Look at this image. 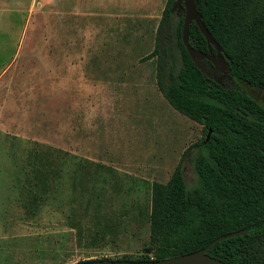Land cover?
Instances as JSON below:
<instances>
[{"label": "rangeland", "instance_id": "rangeland-1", "mask_svg": "<svg viewBox=\"0 0 264 264\" xmlns=\"http://www.w3.org/2000/svg\"><path fill=\"white\" fill-rule=\"evenodd\" d=\"M167 2L0 0V264L154 257L153 185L179 163L195 184L204 136L158 87L161 62L163 83L181 66L170 31L154 51ZM199 64L264 106L263 89Z\"/></svg>", "mask_w": 264, "mask_h": 264}, {"label": "trees", "instance_id": "trees-1", "mask_svg": "<svg viewBox=\"0 0 264 264\" xmlns=\"http://www.w3.org/2000/svg\"><path fill=\"white\" fill-rule=\"evenodd\" d=\"M173 2L168 0L163 10L154 51L160 53L161 40L170 31L180 50L181 66L163 83L161 62L157 83L176 110L202 125L204 136L193 146L196 182L186 184L179 163L165 185H153L149 247L153 258L96 259H163L198 250L222 234L243 229L244 234L214 243L207 253L225 264H264V106L244 91L208 78L191 60L181 41L183 12L171 11ZM197 10L226 56L229 75L264 90V0H198ZM189 42L208 52L194 23ZM211 52L215 53L213 47ZM61 154L66 156L60 157L61 162L71 160ZM33 178L36 182H30V189L45 193L52 188L46 176ZM60 186L56 184L53 191ZM86 260L93 259L78 262Z\"/></svg>", "mask_w": 264, "mask_h": 264}, {"label": "water", "instance_id": "water-1", "mask_svg": "<svg viewBox=\"0 0 264 264\" xmlns=\"http://www.w3.org/2000/svg\"><path fill=\"white\" fill-rule=\"evenodd\" d=\"M198 0H174L171 11L175 9L183 12V23L181 29V41L184 45L191 60L201 68L199 61L206 59L210 61L213 66L218 67L221 71H228L229 66L226 56L223 54L222 49L218 42L213 38L207 27L203 23L201 13L197 10ZM194 23L195 27L199 29L204 36L208 48V52H203L193 47L189 42V28ZM211 47L215 53L211 52ZM208 136L206 137V139ZM246 230H236L226 234H222L211 240L206 246L198 250L179 254L158 260H109V259H93L77 262L75 264H225L218 258L210 256L207 251L216 242L242 235Z\"/></svg>", "mask_w": 264, "mask_h": 264}, {"label": "flooded vegetation", "instance_id": "flooded-vegetation-1", "mask_svg": "<svg viewBox=\"0 0 264 264\" xmlns=\"http://www.w3.org/2000/svg\"><path fill=\"white\" fill-rule=\"evenodd\" d=\"M199 62H203L204 66H205V68L207 70L221 71L218 67L213 66V64L210 61L206 60V59L200 60ZM201 69L203 71V67H201ZM222 72H226V71H222ZM214 81H216L217 83L220 84V82L218 80H214Z\"/></svg>", "mask_w": 264, "mask_h": 264}]
</instances>
